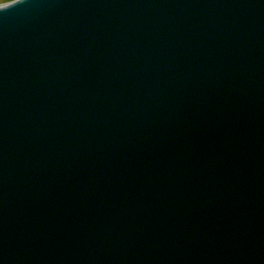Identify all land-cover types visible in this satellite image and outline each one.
<instances>
[{"label": "water", "instance_id": "water-1", "mask_svg": "<svg viewBox=\"0 0 264 264\" xmlns=\"http://www.w3.org/2000/svg\"><path fill=\"white\" fill-rule=\"evenodd\" d=\"M0 264H264V0L0 12Z\"/></svg>", "mask_w": 264, "mask_h": 264}, {"label": "snow or ice", "instance_id": "snow-or-ice-1", "mask_svg": "<svg viewBox=\"0 0 264 264\" xmlns=\"http://www.w3.org/2000/svg\"><path fill=\"white\" fill-rule=\"evenodd\" d=\"M22 3V0H8V2L2 6H0V12H4L5 10L17 6Z\"/></svg>", "mask_w": 264, "mask_h": 264}, {"label": "clouds", "instance_id": "clouds-1", "mask_svg": "<svg viewBox=\"0 0 264 264\" xmlns=\"http://www.w3.org/2000/svg\"><path fill=\"white\" fill-rule=\"evenodd\" d=\"M8 2V0H0V6L6 4Z\"/></svg>", "mask_w": 264, "mask_h": 264}]
</instances>
